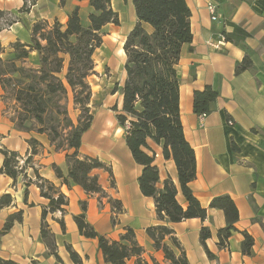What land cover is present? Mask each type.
<instances>
[{
  "label": "crops",
  "instance_id": "1",
  "mask_svg": "<svg viewBox=\"0 0 264 264\" xmlns=\"http://www.w3.org/2000/svg\"><path fill=\"white\" fill-rule=\"evenodd\" d=\"M111 1L119 13L120 25L108 24L106 31L112 25L117 26L125 32L126 38L137 21L134 6L131 9L130 5L133 0ZM187 2L192 12L193 41L184 46L177 69L180 77L181 119L185 136L196 155L197 175L190 186L204 207L209 208L211 200L221 194H229L237 204L238 230L230 237L228 246L219 248L217 245V231L226 225L225 214L221 209L209 208L205 220L195 217L166 222L159 219L154 198L143 195L140 190L138 177L142 166L133 160L124 137V152L118 154L112 148L110 157L105 161L113 170L114 186L107 184L105 173L94 170L107 197L89 194L79 185L68 187L62 184L53 164L67 174L66 150H56L46 134L22 131L15 127L13 117L18 103L0 83V146L16 150L24 157L31 153L28 139L36 138L42 145L33 156L35 167L44 178L60 186L69 199L65 213H49L46 218L55 234L59 261L54 255L48 254L49 249L41 239L42 212L49 200L41 195L35 183L29 186L26 197V186L20 176L14 185L13 178L0 173V197L5 193L13 196L12 203L0 209V257L20 264H75L66 248V244H71L82 256V264H107L98 240L82 235L74 220V215L83 212L81 202L87 201V219L99 233L118 240L126 227H132L149 261L155 257L160 264H168L163 251L154 247L153 240L146 232L150 225L167 224L174 229L191 264H264V0ZM209 2L217 5V20L212 19L207 8ZM25 5L27 11H21ZM76 7L79 8L82 21L88 22L92 11L88 0H0V10L16 17L10 29L0 30V42L6 48L2 56L10 54L12 43H30L35 23L46 21L52 25L56 20L66 23ZM1 23L4 22L0 20ZM22 23H25L26 35L22 28H16ZM234 25L247 31L249 36L238 42L228 40L226 33H232ZM246 55L251 58L252 67L237 72V64ZM37 58V52L32 51L22 64L26 65L31 59V65L37 66ZM207 85L217 89L219 96L208 115H198L193 107L194 92L203 90ZM70 104L74 108L72 98ZM118 105L121 106V96ZM229 121H233V124ZM87 132L80 149L82 154H90L84 148ZM154 146L160 170L158 187L162 188L168 175L177 182L178 172L174 160L165 159L162 148ZM3 161L4 156L0 152V167ZM29 170V177L35 180L33 169ZM110 197L122 202L121 213L115 210L109 201ZM178 200L186 204L180 192ZM20 210L23 211V220L16 222L3 234L1 231L8 216ZM61 219L65 221V230L61 227ZM203 226H208L212 232L206 243L213 258L207 255L200 240ZM242 231H247L255 239L253 255L242 252ZM126 264H135V257L127 260Z\"/></svg>",
  "mask_w": 264,
  "mask_h": 264
},
{
  "label": "trees",
  "instance_id": "2",
  "mask_svg": "<svg viewBox=\"0 0 264 264\" xmlns=\"http://www.w3.org/2000/svg\"><path fill=\"white\" fill-rule=\"evenodd\" d=\"M92 11L88 22H83L76 7L66 23L56 20L52 25L46 21L34 24L30 43L20 41L10 45L11 52L2 56L6 48L0 42V83L10 91L18 103L13 121L22 131H35L46 134L56 150H66L68 172L53 164V169L62 184L68 187L81 186L89 194L107 197L96 169H104L113 174L112 168L98 156L82 154L80 149L83 136L93 125L94 113L91 109L92 87L88 80L95 72V54L104 42L108 24L120 25L119 13L111 0H88ZM64 2V0H62ZM137 21L126 35L123 44L125 54V79L115 87L114 92L121 96V106H113L116 119L123 129L126 147L133 160L142 166L138 177L143 195L155 200L156 212L160 220L179 222L189 218L205 220L209 208L223 210L226 225L217 231L219 248L228 246L232 234L237 231L239 209L229 194L215 196L208 207H204L194 194L190 183L196 178L197 165L195 149L187 140L180 112V77L178 64L186 44L193 41L191 8L187 0H133ZM21 11H27L26 5ZM6 15L0 10V20ZM14 22V21H13ZM9 23L8 27L12 26ZM5 25V24H4ZM232 33H226L228 40L239 41L249 33L237 25ZM8 27L6 29H8ZM5 28L3 26L1 29ZM32 51L38 54L37 66L22 64ZM252 67L251 58L246 55L237 64L241 72ZM219 91L210 85L194 92V112L208 115ZM72 98L75 109L79 110L76 120L71 116L68 102ZM30 155L23 157L20 152L0 146L4 161L0 173L13 178L14 185L22 174L28 188L35 183L41 195L49 200L42 212L41 239L47 245L48 254L59 261L55 234L46 218L49 213L66 212L69 204L67 195L60 186L44 178L33 163V156L39 152L41 143L34 137L28 139ZM154 145L162 148L165 159H173L177 167V182L168 175L159 188L160 170L156 163L157 152ZM23 160V164L20 162ZM32 168L36 179L28 177L27 169ZM179 192L185 198L183 205L178 200ZM11 193L0 197V209L12 203ZM117 212L123 211L119 199L109 198ZM83 212L74 215L79 232L87 238H96L107 264H126L135 257V264H160L155 258L149 261L145 249L138 242L135 230L128 226L118 240L99 233L88 221L87 201L81 202ZM23 220L20 210L8 216L2 233L8 232L16 222ZM63 230L66 225L60 220ZM154 247L162 250L168 264H191L186 250L167 224L150 225L146 228ZM241 244L245 255L254 253V237L242 231ZM211 229L203 226L200 240L207 255L214 257L207 247ZM169 240V242L167 241ZM71 260L82 264V256L66 244ZM0 264H20L12 259L0 257Z\"/></svg>",
  "mask_w": 264,
  "mask_h": 264
},
{
  "label": "rangeland",
  "instance_id": "3",
  "mask_svg": "<svg viewBox=\"0 0 264 264\" xmlns=\"http://www.w3.org/2000/svg\"><path fill=\"white\" fill-rule=\"evenodd\" d=\"M27 4L30 5V2ZM130 5L131 9H133V2H131ZM15 20L16 17L14 15L6 13L1 19L4 23L0 24V28L3 26L7 28L9 26L8 24ZM24 27L25 23H22L16 28H22L26 35L27 29ZM10 28L11 27H8V29ZM124 40L125 32L117 26H110L109 31L104 37L103 44L97 49L95 54V72L88 78L92 87L91 109L94 113V121L91 129L87 132V140H85L84 148L88 153L93 156H98L103 161L108 160L112 148H114L113 150L117 153H120L124 149L122 147L123 129L119 126L116 119V112L113 110V106L118 104L120 97L119 92H114V89L117 85H121L125 79ZM26 65L31 66V59L27 61ZM68 107L71 116L76 120L79 110L75 109V107L72 108L70 100L68 102ZM20 164H23V160ZM99 170L105 173L107 184L113 187L114 173L112 174L104 169ZM29 171L28 168L26 171L27 174ZM20 177L25 183L27 178H24L22 174ZM34 179H36V176Z\"/></svg>",
  "mask_w": 264,
  "mask_h": 264
},
{
  "label": "built area",
  "instance_id": "4",
  "mask_svg": "<svg viewBox=\"0 0 264 264\" xmlns=\"http://www.w3.org/2000/svg\"><path fill=\"white\" fill-rule=\"evenodd\" d=\"M207 8L209 12L211 13L212 19L217 20L218 15H217V5L214 2H209L207 5ZM231 124H233V121H229Z\"/></svg>",
  "mask_w": 264,
  "mask_h": 264
}]
</instances>
